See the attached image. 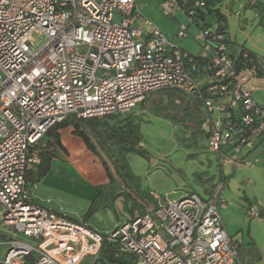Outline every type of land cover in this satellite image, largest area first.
<instances>
[{
  "label": "built area",
  "instance_id": "2783aa9c",
  "mask_svg": "<svg viewBox=\"0 0 264 264\" xmlns=\"http://www.w3.org/2000/svg\"><path fill=\"white\" fill-rule=\"evenodd\" d=\"M204 8L201 0L186 9L178 0L159 3L162 14L181 11L191 26L195 9ZM137 20L135 0H0V264H97L105 243L130 255L131 264H239L217 197L187 193L157 202L104 236L31 198L27 176L40 163L35 146L48 131L69 115L125 116L159 91L201 102L206 149L221 165L250 166L240 157L244 148L264 152V108L224 36L198 30L202 50L191 56L158 29L137 28ZM187 30L180 27L176 37ZM246 214L260 215L254 207Z\"/></svg>",
  "mask_w": 264,
  "mask_h": 264
},
{
  "label": "rangeland",
  "instance_id": "374dc122",
  "mask_svg": "<svg viewBox=\"0 0 264 264\" xmlns=\"http://www.w3.org/2000/svg\"><path fill=\"white\" fill-rule=\"evenodd\" d=\"M161 1L163 0H138L137 8L142 20H137L135 26L146 33L158 29L175 47L191 56H198L203 46V41L198 40L197 37L198 30L189 25L186 16L181 11L175 14L176 17L162 14L159 10ZM222 2L223 0L220 4ZM258 2L264 5V0H258ZM114 21H119V17L116 16ZM204 23L210 29H215L217 25L215 13L207 14ZM184 26L188 28L187 35L184 38L176 37L180 27ZM36 40L38 41L37 45L40 46L42 39L37 38ZM247 72L251 74L247 84L248 90L251 91L254 102L264 108V70L261 75ZM167 93H169L168 90L150 94L143 102L137 104L130 114L125 116L131 117L139 123L140 146L146 152L145 157L126 156L130 175L135 181V187L132 189H137L139 193L133 192L127 186L124 189L125 192L122 191L114 199H109L108 207H104V204L98 206V203L94 206L93 213L85 220L84 225L101 236L110 233L124 222L131 220L134 215L139 214L137 208L133 210L132 204L135 199L140 201L142 197L148 200L147 204H153L176 201L187 193H195L204 200L216 197L220 200H227L225 196H231L237 192L241 196L246 193L255 198L257 205L255 204L254 210L257 212L260 211L258 205H264L263 149L256 148L248 153V150L244 148L240 153V157H245V162H250V167L255 169L256 174L253 179L245 177L244 170L249 167L231 162L221 165L216 155L209 153L206 149L205 126L203 125L200 129L197 122L189 120L190 118H184L185 121H183L185 113L182 112V109L184 107L182 103L180 104L179 99L176 98L171 105L170 115L176 113L182 117V121L152 111V107L156 103L162 101V106L164 105ZM226 100L230 101V98L224 101ZM64 128V132L72 131L73 133L71 127ZM197 129L202 132H196ZM72 143L74 144V142ZM90 154L101 166L100 159L91 152ZM226 155L233 158L230 152ZM34 169L36 171L37 167ZM91 171L90 174L94 170L91 169ZM47 180L39 185L35 183L36 185L32 187L31 195L34 197V203L59 217L78 223L83 222L91 204L97 200L99 192L97 191L96 196L86 203L80 198L77 187L62 185L60 181L52 177ZM46 182L48 186L43 185ZM224 182L226 188L223 189L222 196V194L219 195V191ZM231 182L232 186L230 187ZM29 186H31L30 183ZM218 214L220 215L219 210ZM245 217L247 227L248 220L251 219L247 214ZM4 252L5 248L1 249V257Z\"/></svg>",
  "mask_w": 264,
  "mask_h": 264
},
{
  "label": "trees",
  "instance_id": "16d2710c",
  "mask_svg": "<svg viewBox=\"0 0 264 264\" xmlns=\"http://www.w3.org/2000/svg\"><path fill=\"white\" fill-rule=\"evenodd\" d=\"M178 1L179 4L182 5L183 9H186L187 7L190 8L193 5V0ZM201 1L204 3L205 8L202 11L195 9L196 15L193 17V26L197 30L210 29L208 25L204 23V20L207 14L214 12L216 16V23L218 24L215 31L223 35V16L216 8V6L220 4L221 0ZM256 5L264 12V9L260 6V4ZM223 42L227 45L226 40H223ZM242 54L243 52H241L239 56L237 55L238 70L240 68V70L244 69L246 71H251L255 68V73L261 75L263 70L261 69L260 60H258V58L251 53H247V58L243 59ZM176 98L179 99L180 104L182 103L184 107L182 109V112L185 113L183 121H185L184 118H190L189 120L197 122V125L201 129L204 125L205 119L203 116L202 104L197 99L188 98L184 95L178 94L177 92L169 91L164 105L162 106V101L161 103H156V105L152 107V111L165 117L171 116V105H173ZM125 116L113 115L105 118L78 119L74 115H69L62 123L48 131L35 146L40 163L53 156L57 157V155H55L56 149L64 151L60 145L57 131L70 126L73 129L72 134L80 138L86 145L87 149L100 159L107 182L97 187L99 196L96 201H93L83 219V222L80 224L84 225L85 220L93 213L94 206H96L97 203L98 206L104 204V207H108L109 199H114L117 194L122 193V191L125 192L124 189L127 186H129L133 192L139 193L137 189H132L135 187V181L130 175L126 162V156L139 155L141 157H145L146 152L140 146L139 123L135 122L131 119V117ZM171 118H176L182 121V117H179L176 113L172 114ZM200 118L202 119L200 120ZM198 131L199 129H197L196 132ZM40 163L37 165V170L35 171L34 169V171H31L27 176V181L31 184L35 183L38 178L46 172L39 167ZM146 202H148V200L143 197L140 198V201H136L135 199L132 204L133 210L137 208L139 214L150 212L151 209L155 207L156 203L147 204ZM260 259L261 255L255 244L248 243L241 246L239 245V264H242L244 261L247 264H251L260 261ZM96 261L97 264H131L132 257L127 254L119 253L113 244L105 243L101 248L99 258Z\"/></svg>",
  "mask_w": 264,
  "mask_h": 264
},
{
  "label": "crops",
  "instance_id": "0c3cea01",
  "mask_svg": "<svg viewBox=\"0 0 264 264\" xmlns=\"http://www.w3.org/2000/svg\"><path fill=\"white\" fill-rule=\"evenodd\" d=\"M135 2L137 6L138 0ZM256 4H259L258 0H223L216 6L223 16V36L227 43V51L232 56L246 52L258 59H264V12ZM260 6L264 9V5L260 4ZM64 130L65 128L57 131L64 151L56 149L57 157L53 156L40 163L39 167L46 172L35 183L39 185L52 177L60 181L62 185L77 187L80 198L88 203L96 196L97 187L105 184L107 179L102 165L97 164L84 142L74 136L72 131L64 132ZM250 166H244L249 167L244 170L245 177H249L247 179L255 178L256 174L255 169ZM91 169L94 170L92 174H90ZM88 171L89 174H87ZM35 183H30V194ZM43 185L48 186L47 182ZM229 185L231 187L232 182ZM225 188L224 182L219 195L223 196L222 192ZM225 197L227 200H221L222 203L218 204V210L226 233L240 246L248 243L255 244L261 259L251 264H264V205H258L259 217L248 220L246 227V210L257 205L255 198L246 193L241 196L237 192ZM31 198L34 202L32 195ZM242 264L247 263L244 261Z\"/></svg>",
  "mask_w": 264,
  "mask_h": 264
}]
</instances>
